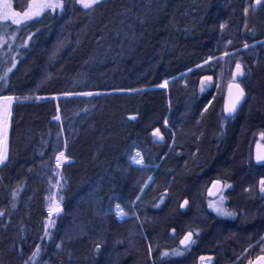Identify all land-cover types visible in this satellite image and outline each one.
<instances>
[{"label": "trees", "instance_id": "obj_1", "mask_svg": "<svg viewBox=\"0 0 264 264\" xmlns=\"http://www.w3.org/2000/svg\"><path fill=\"white\" fill-rule=\"evenodd\" d=\"M30 2L0 6V264L264 261V0H60L4 20Z\"/></svg>", "mask_w": 264, "mask_h": 264}, {"label": "rangeland", "instance_id": "obj_2", "mask_svg": "<svg viewBox=\"0 0 264 264\" xmlns=\"http://www.w3.org/2000/svg\"><path fill=\"white\" fill-rule=\"evenodd\" d=\"M77 2H78L79 5L83 6L79 2V0H77ZM5 3H6V0H0V6H2V4H5ZM45 3H53V4H55V3H60V0H31V2L29 3V5L27 6V8L25 10H23L21 12H16V11L12 10L11 12H9V14L7 15V17H8V19L11 18L12 20H14V19H16V20L23 19L24 20L25 19V16H24V13L25 12H28L29 15H31V14H33L35 12H38V11H40L41 6L43 4H45ZM8 6H10V5H8ZM230 91H232V93H234V94H237L234 89L233 90L231 89ZM239 96H240V94H237L236 101H237V99H238ZM235 103L236 102H235L234 97L229 98V102H228L227 108L228 109L232 108ZM4 124L6 125V121L4 122ZM4 132L5 131L3 130V133L0 136V152H4V147L2 146V144H4ZM156 132H157V129H155V130H153L151 132L152 137L154 139H160L161 138L160 135L159 136L154 135V133H156ZM259 143H260V147H263L264 148V139L260 138L259 139ZM135 157L137 159L141 160L139 156H135ZM133 162H135V161L133 160ZM139 164H141V163H139ZM213 180H219V179L214 178V179H212V181ZM57 207H58L57 199L53 196L52 199H51V202H50L49 209H48L49 216L53 215L54 211L57 210ZM215 208H218V207L215 206ZM118 214L120 215V213H118ZM262 237H264V234L262 235Z\"/></svg>", "mask_w": 264, "mask_h": 264}, {"label": "snow or ice", "instance_id": "obj_3", "mask_svg": "<svg viewBox=\"0 0 264 264\" xmlns=\"http://www.w3.org/2000/svg\"><path fill=\"white\" fill-rule=\"evenodd\" d=\"M79 2L83 5V7L90 8L95 3H97L98 0H79ZM257 2L259 3L260 0H257ZM62 7H63L62 3H55V4H53V3H45V4H43L41 6L40 11H38V12H35V13L31 14V15H29L28 12H25L24 13L25 20L27 21L28 19L38 18L40 16L41 12L44 11L45 9H55V8H61L62 9ZM7 19H8V17L5 16L4 17V20L6 21ZM13 22L16 23V24L21 23V21H19V20H15ZM246 47H247V45H246ZM237 68H239V65H237ZM165 83H167V82H165ZM240 95L243 96V92L242 91H241ZM8 99H11V98H8ZM238 100H239V98H238ZM230 111H231V109H230ZM57 119H59V118L57 117ZM154 135L159 136V131L157 130V132L154 133ZM60 156L63 157L64 156V153H61ZM137 156H139V153H137ZM5 159H6V153L0 152V163H3L5 161ZM258 159L264 160V157H261V158H258ZM58 160H59V157H58ZM133 160L137 164L141 163V160L137 159L136 157H133ZM260 183L262 185V189L261 190L264 191V180H261ZM117 208L119 209V205H117ZM223 214L224 215H233L232 213H223ZM34 255H35V253H34Z\"/></svg>", "mask_w": 264, "mask_h": 264}, {"label": "water", "instance_id": "obj_4", "mask_svg": "<svg viewBox=\"0 0 264 264\" xmlns=\"http://www.w3.org/2000/svg\"><path fill=\"white\" fill-rule=\"evenodd\" d=\"M252 160L255 164H264V160H260L258 158L264 157V148L260 147V145L255 149L252 150L251 154ZM222 182L219 180H213L209 183L208 188H207V196L208 198L212 199L215 196L219 194V192L222 189ZM192 238V233L191 232H186L182 238H181V245L186 246L189 244ZM264 261L261 258H256L252 264H263Z\"/></svg>", "mask_w": 264, "mask_h": 264}, {"label": "bare ground", "instance_id": "obj_5", "mask_svg": "<svg viewBox=\"0 0 264 264\" xmlns=\"http://www.w3.org/2000/svg\"><path fill=\"white\" fill-rule=\"evenodd\" d=\"M165 82L166 81H164L163 82V84H165ZM236 83V82H235ZM232 90L234 89L235 91H236V93L237 94H240L241 93V89L238 87V86H236V85H234L232 88H231ZM230 89V90H231ZM229 90V95L228 96H226L225 97V101H226V103L228 104V102H229V98H231V97H234V99H235V102H236V98H237V94H234V93H232V91H230ZM235 105V104H234ZM233 108V107H232ZM231 109V108H230ZM260 145V143H259V138L258 137H256L255 138V140L253 141V143H252V145H251V148H250V153L252 154V150L255 148H257L258 146ZM252 158V157H251ZM221 181V180H220ZM222 182V181H221ZM222 186H223V183H222ZM223 188V187H222ZM222 190V189H221ZM216 197V196H215ZM214 197V198H215Z\"/></svg>", "mask_w": 264, "mask_h": 264}]
</instances>
